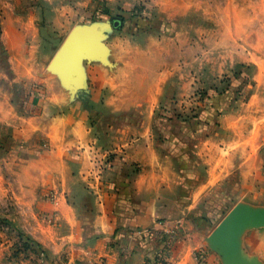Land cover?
I'll return each mask as SVG.
<instances>
[{"label": "crops", "instance_id": "crops-1", "mask_svg": "<svg viewBox=\"0 0 264 264\" xmlns=\"http://www.w3.org/2000/svg\"><path fill=\"white\" fill-rule=\"evenodd\" d=\"M44 13L0 0V202L25 240L17 246L0 226V264H201V250L206 264H264V222L237 231L231 260L212 238L230 204L264 212L252 204L256 185L264 200V40L243 44L227 27L231 53L199 56L198 74L210 64L259 74L234 101L248 112L224 111L233 98L224 95L189 119L159 107L189 93L188 35L179 45V34L161 33L149 48L102 36L104 54L75 80L90 85L84 97L52 73L64 41L54 46ZM177 52L180 63L167 58ZM88 100L114 114L95 126Z\"/></svg>", "mask_w": 264, "mask_h": 264}, {"label": "rangeland", "instance_id": "rangeland-1", "mask_svg": "<svg viewBox=\"0 0 264 264\" xmlns=\"http://www.w3.org/2000/svg\"><path fill=\"white\" fill-rule=\"evenodd\" d=\"M28 5L42 4L45 9L42 22L44 25H50L57 28L59 35L50 34L56 40L54 46L62 43L73 28L84 29L94 26L96 31L101 32V44L104 46L105 39L102 36L126 35L127 43L134 46H153L161 33L179 34L177 43L181 45V34L189 36L190 48V72L191 88L189 95H178L175 91L168 102L162 103L159 107L164 112L177 115L183 118L196 116L207 101L224 95L233 97L231 104L223 107L228 111L232 107H243V113L248 112L246 105H243L244 99L249 96L253 87L254 79H262L259 74L249 70L247 65L243 66V71L238 70L237 76L232 70L226 72L222 67L221 72H214L210 64L209 69L205 70L206 75L200 73L199 56L208 58L211 63L218 60L220 55L231 53L234 47L231 40H225L224 32L227 27L233 29L235 34L243 44L254 43L258 40H264V0H21ZM231 18L237 20L233 24ZM99 22H107L108 28L99 26ZM166 31V32H165ZM54 33V32H53ZM215 34V35H214ZM150 35V39H149ZM235 35V36H237ZM204 36V40L202 38ZM206 37V39H205ZM248 38V39H247ZM185 39V37H184ZM111 39L106 43H110ZM155 42V43H154ZM173 44V45H172ZM175 42L165 41L166 49H175ZM255 48V46H254ZM179 51V50H178ZM174 53V50H173ZM177 55V57H176ZM180 63V53L172 55ZM88 60V59H85ZM52 73L56 76L60 84H68L66 74L62 69L51 61ZM251 72L253 75H251ZM253 76V77H252ZM199 78V79H198ZM194 80V81H193ZM63 84V83H62ZM73 85V84H72ZM169 85H172V81ZM53 86V85H52ZM173 86H175L173 84ZM80 96H91L92 89L86 81L74 84ZM20 97V95H19ZM213 99V100H214ZM235 102H242V105H235ZM224 102V100H223ZM226 102V101H225ZM234 103V105H233ZM165 106V107H163ZM167 106V107H166ZM87 108L91 112L92 121L95 126L101 122L107 121L114 114L111 109L101 105H93L87 101ZM166 108V109H165ZM260 111V110H259ZM253 112V111H252ZM257 112V111H254ZM258 113V112H257ZM3 143L0 140V144ZM7 143V142H6ZM224 187V186H223ZM226 187V186H225ZM230 186H227L229 189ZM256 185L255 204L258 207L264 205L261 200V194ZM228 195V194H227ZM51 198L54 196L51 195ZM230 204L223 212V217L234 208ZM243 206V205H236ZM4 204L0 202V226L6 228L17 242V246L24 247V238L17 226L3 214ZM212 224H217L213 222ZM8 227V228H7ZM23 240V241H22ZM23 249V248H21Z\"/></svg>", "mask_w": 264, "mask_h": 264}, {"label": "water", "instance_id": "water-1", "mask_svg": "<svg viewBox=\"0 0 264 264\" xmlns=\"http://www.w3.org/2000/svg\"><path fill=\"white\" fill-rule=\"evenodd\" d=\"M104 54L101 34L92 26L84 29L73 28L53 58L55 65L66 74L71 85L79 74L82 62ZM264 212L253 211L245 206L232 209L212 233L213 240L223 249L224 256L231 260L235 248L234 236L246 224L263 223Z\"/></svg>", "mask_w": 264, "mask_h": 264}, {"label": "trees", "instance_id": "trees-1", "mask_svg": "<svg viewBox=\"0 0 264 264\" xmlns=\"http://www.w3.org/2000/svg\"><path fill=\"white\" fill-rule=\"evenodd\" d=\"M197 256H198L199 262L201 264H206L207 263V251L201 250V251H199L197 253Z\"/></svg>", "mask_w": 264, "mask_h": 264}]
</instances>
